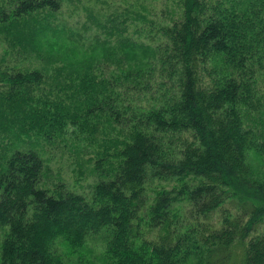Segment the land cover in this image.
Wrapping results in <instances>:
<instances>
[{"label":"trees","instance_id":"trees-1","mask_svg":"<svg viewBox=\"0 0 264 264\" xmlns=\"http://www.w3.org/2000/svg\"><path fill=\"white\" fill-rule=\"evenodd\" d=\"M178 1L169 23L112 17L94 53L56 67L54 83L4 54L0 264H264V0ZM62 5L0 0V36L41 56ZM40 139L93 151L91 198L44 184ZM154 180L176 183L149 201Z\"/></svg>","mask_w":264,"mask_h":264},{"label":"rangeland","instance_id":"rangeland-1","mask_svg":"<svg viewBox=\"0 0 264 264\" xmlns=\"http://www.w3.org/2000/svg\"><path fill=\"white\" fill-rule=\"evenodd\" d=\"M62 3L60 11L51 17L52 22L59 28L55 32L49 31L48 35L45 34L39 39L43 47L41 53L43 56H39L33 49L13 48L4 36H0V64L2 57H5L4 54L7 52L6 59L10 65L25 70L41 68L46 71L48 82L54 83L56 67L61 66L68 70L70 67L63 65L64 62L79 60L83 56V52L88 57L94 53L92 50L96 49L92 48L96 39H105L103 25H111L112 17H115L116 22H121L123 18L131 16L129 11H137L155 22L169 23L173 18L178 17L181 10L178 0H62ZM128 13L130 14L127 15ZM94 18L100 20L101 25L95 24ZM135 21L133 18H128L126 23L129 26L130 35L140 42L149 43L150 41L145 38L146 35L142 33V29L135 27ZM140 25L144 28L147 27V30L151 29L146 23L143 25L140 23ZM35 143L34 147L40 150L50 168L48 176L44 178L46 186L52 187L55 183L62 181L66 183L69 190L81 193L87 198L93 196L98 177L93 172L91 158L94 155L92 150H88V147L86 148L82 143L78 145L72 139L55 142L40 139ZM249 156L253 167L262 172L259 157L253 152H250ZM175 183L176 181L173 180L150 181L147 184L149 201L153 199L158 188L162 186L168 188L174 186ZM224 209L236 214L238 212L236 201L228 200L222 207V210ZM184 211H187L186 205L183 206V213ZM220 216L221 211L215 212L211 218L212 222L218 221ZM256 232H264V222L258 225ZM2 239L3 236L0 235V244ZM99 243L100 239L94 238L89 243L87 251L95 250V248L99 250L96 247ZM62 251L67 252V250H63V247ZM238 252V255L241 256V248L238 249ZM69 258L71 260V254ZM97 263H99L98 260Z\"/></svg>","mask_w":264,"mask_h":264}]
</instances>
